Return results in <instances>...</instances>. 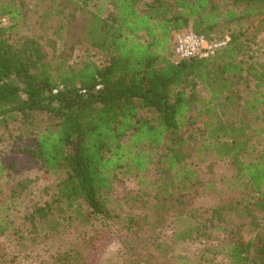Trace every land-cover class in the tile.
<instances>
[{
    "label": "trees",
    "instance_id": "trees-1",
    "mask_svg": "<svg viewBox=\"0 0 264 264\" xmlns=\"http://www.w3.org/2000/svg\"><path fill=\"white\" fill-rule=\"evenodd\" d=\"M94 1L0 0V18L10 22L0 27V125L36 111L55 118L27 152L56 178L57 200L82 201L106 220L120 204L116 183L156 162L155 203L147 207L130 190L122 198L135 212L122 233L134 241L125 264H144L140 250L170 223H195L205 186L196 156L229 162L233 176L218 227L223 248L230 264H264V232L254 219L264 214V70L248 55L252 40L242 26L264 16V0H149L142 13L139 0H110L107 17L90 8ZM187 28L231 40L213 58L174 64L173 35ZM78 48L85 61L74 66ZM93 52L106 57L104 65ZM137 100L154 119L139 115ZM144 147L162 149L158 160L141 153ZM4 172L0 160V181ZM47 208L36 212L43 216ZM10 229L0 212V237ZM103 233L92 227L61 264H91L89 252Z\"/></svg>",
    "mask_w": 264,
    "mask_h": 264
},
{
    "label": "rangeland",
    "instance_id": "rangeland-1",
    "mask_svg": "<svg viewBox=\"0 0 264 264\" xmlns=\"http://www.w3.org/2000/svg\"><path fill=\"white\" fill-rule=\"evenodd\" d=\"M148 3L149 0H139L138 11L144 12ZM90 8H102L104 17L114 9L110 0H95ZM8 26L7 18H0V27ZM242 26L248 27L245 38L252 40L248 55H253L259 69L264 70V16L254 17ZM231 27L238 29L239 25L231 24ZM22 34L31 36L27 31ZM91 59L99 65L106 61V57L98 52L91 53ZM83 61L84 50L78 48L71 64L78 66ZM136 102L141 117L155 118L152 111L141 107L140 100ZM14 117L8 125H0V160L5 168L0 181V212L8 215L11 224V229L0 237V264H61L68 247L87 238L92 227L104 233L89 252L91 264H125L132 257L128 244L134 241L126 239L122 233L127 219L135 212L122 203V198L130 190L141 194L147 207L155 203L154 196L160 183L156 162L150 163L141 174L116 183L114 194L120 204L114 208L115 217L106 220L95 215L82 201L72 205L57 200L56 178L47 174L42 164L27 152L38 134L53 128L57 120L43 111H36L28 120L18 114ZM161 151L150 147L140 149L141 153H150L156 160ZM194 164L200 169L205 183L196 200L198 218L194 219L195 223L188 218L170 223L156 234V242L150 245V249H141V245L143 260L140 261L144 264H230L223 248L225 233L218 227L223 223L222 200L232 179L233 168L229 162L214 161L209 153L196 156ZM13 188L20 193L18 197H13ZM47 206L49 212L43 216L36 212L39 208L48 209ZM254 219L259 231L264 232V214Z\"/></svg>",
    "mask_w": 264,
    "mask_h": 264
},
{
    "label": "built area",
    "instance_id": "built-area-1",
    "mask_svg": "<svg viewBox=\"0 0 264 264\" xmlns=\"http://www.w3.org/2000/svg\"><path fill=\"white\" fill-rule=\"evenodd\" d=\"M230 40L229 36L224 39L210 40L199 35L192 28H187L174 33L170 60L178 64L189 59H210L226 48ZM97 88L99 89L100 86Z\"/></svg>",
    "mask_w": 264,
    "mask_h": 264
}]
</instances>
